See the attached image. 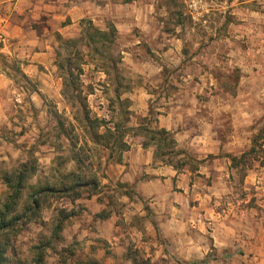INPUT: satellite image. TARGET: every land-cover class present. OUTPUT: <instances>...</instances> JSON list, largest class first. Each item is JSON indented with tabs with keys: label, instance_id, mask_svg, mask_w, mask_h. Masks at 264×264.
Instances as JSON below:
<instances>
[{
	"label": "clouds",
	"instance_id": "clouds-1",
	"mask_svg": "<svg viewBox=\"0 0 264 264\" xmlns=\"http://www.w3.org/2000/svg\"><path fill=\"white\" fill-rule=\"evenodd\" d=\"M13 11L0 264H264V0L0 3ZM36 42L75 58L63 92L25 78Z\"/></svg>",
	"mask_w": 264,
	"mask_h": 264
},
{
	"label": "crops",
	"instance_id": "crops-1",
	"mask_svg": "<svg viewBox=\"0 0 264 264\" xmlns=\"http://www.w3.org/2000/svg\"><path fill=\"white\" fill-rule=\"evenodd\" d=\"M24 0H10V3L13 5L22 4ZM0 3H3V0H0ZM23 11V10H22ZM4 13V12H3ZM7 15V24H6V35L7 43L3 48L0 49V58L6 56L12 52V45L17 44L21 39V35L24 32L19 24L17 23L18 12H11ZM22 18V16L20 17ZM79 27L77 23L75 26L73 24L72 18H65L61 23V28L66 29L68 34H71L69 39H73L75 35V29ZM58 36L56 42L58 43ZM150 51V50H149ZM55 52L56 48L53 47L52 43H48L45 47L41 48L39 42H36L32 45V51L30 52V59L25 64L27 72L24 73L25 77L29 76L39 78L44 77L49 80L51 85L54 88H58L61 85L60 78L57 77V68L55 66ZM26 55L29 53L26 52ZM8 81H11V77H7ZM14 82V81H13ZM11 84H6V78L3 75H0V105L4 103V93L6 88H10Z\"/></svg>",
	"mask_w": 264,
	"mask_h": 264
},
{
	"label": "rangeland",
	"instance_id": "rangeland-1",
	"mask_svg": "<svg viewBox=\"0 0 264 264\" xmlns=\"http://www.w3.org/2000/svg\"><path fill=\"white\" fill-rule=\"evenodd\" d=\"M58 43H60V40L59 39H58ZM64 46L65 47H74V45H67L66 43H65ZM58 56H59V53H58V51L56 49V52H55V66L57 68V70H56L57 72L56 73H64V75L57 76L61 80V85L58 88L61 90V92H63L64 87L67 86L68 84H70V82H71V80L73 78V74L70 72V69L73 66V61H74L75 58H73V59H65L63 61V63H64V69H61L59 67V65H61V62L58 61ZM65 65L68 66L67 71L65 70ZM84 67H87V65H85ZM77 71H78L79 76H83L84 75V68H79L78 67L77 68ZM66 77H67V79H66ZM65 83H66V85H65ZM89 87L91 88V85H89ZM73 91H75V89H73ZM94 94H95L94 90L92 92H90V95H94ZM76 103H79L78 97L76 99ZM68 111L70 113L73 111V108H72L71 105L69 106ZM73 119H75L74 116H73Z\"/></svg>",
	"mask_w": 264,
	"mask_h": 264
},
{
	"label": "built area",
	"instance_id": "built-area-1",
	"mask_svg": "<svg viewBox=\"0 0 264 264\" xmlns=\"http://www.w3.org/2000/svg\"><path fill=\"white\" fill-rule=\"evenodd\" d=\"M7 15L0 12V49L7 43L6 35Z\"/></svg>",
	"mask_w": 264,
	"mask_h": 264
},
{
	"label": "trees",
	"instance_id": "trees-1",
	"mask_svg": "<svg viewBox=\"0 0 264 264\" xmlns=\"http://www.w3.org/2000/svg\"><path fill=\"white\" fill-rule=\"evenodd\" d=\"M58 39L61 40L60 35L58 36ZM66 44H67V45H74V44L72 43V39H69V41H67ZM59 67H60L61 69H64V63H61V65H59ZM70 72H71V69H70ZM71 73H72V72H71ZM65 85H66V83H65Z\"/></svg>",
	"mask_w": 264,
	"mask_h": 264
}]
</instances>
